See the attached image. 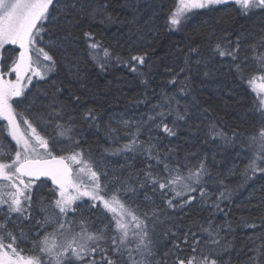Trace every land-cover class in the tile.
Listing matches in <instances>:
<instances>
[{
    "label": "trees",
    "instance_id": "16d2710c",
    "mask_svg": "<svg viewBox=\"0 0 264 264\" xmlns=\"http://www.w3.org/2000/svg\"><path fill=\"white\" fill-rule=\"evenodd\" d=\"M66 2L69 0H54L52 16H57ZM79 3L83 9L78 7L70 15L60 13L55 23L43 22L44 31L31 55L51 70H41L44 78L31 81L22 96L12 99L13 107L30 119L42 136L51 138L54 156L83 150L85 159L101 174V184L107 185L106 193L101 194L110 196L119 188L130 209L142 218L148 214L149 236L154 243L151 264H173L176 256L188 259L196 241H200L197 254L213 253L209 259H218L219 264H247L254 255L252 249L264 245V173L250 179L244 175L257 149L249 139L264 127V116L256 110L258 97L248 84L250 78L262 74L253 57L264 54V11L243 15L229 2L196 10L178 27H169L175 0ZM86 32L90 38L85 37ZM238 37L236 60L215 51L218 43L227 51L236 48ZM91 43L100 44L96 58L89 48ZM195 47L198 53H191L190 48ZM39 48H44L55 64L44 61ZM105 49L110 55L105 56ZM18 55L17 47L5 46L0 53V71H7ZM132 56H143L144 63L132 61ZM89 109L95 121L85 116ZM18 121L25 126L21 117ZM57 123L72 124V141L57 136ZM164 125L173 134L164 132ZM0 129H5L0 131V141L13 145L14 151L4 121ZM134 138L138 142L135 149L125 150L124 145ZM64 145L67 150L56 154ZM150 145L151 158L145 151ZM200 161L206 165V175L200 185H193L197 189L194 201L182 209L168 207L165 201L174 194L162 196L158 185L154 192L144 175L168 176L164 172L168 164L179 169L172 176H186ZM259 167L264 168V163ZM125 180L127 185L120 183ZM37 182L33 185L31 219L22 220L14 214L19 217L16 223L12 214L6 230L17 236L21 228L24 230L25 238L18 240V246L28 254H38V250L32 251L33 244L48 234L40 238L36 231L47 229L50 234L57 228L40 229L36 223L53 214L51 207L42 212L40 201L51 205L57 190L46 180ZM127 186L136 191L125 194ZM201 187L206 197L200 196ZM222 191H230V195L219 201L217 210ZM180 202V198L174 200L175 204ZM92 203L87 197L77 201L76 212L70 211L68 220L86 218L90 231L110 223L114 229L111 214L102 206L90 207ZM7 213L6 208L0 221ZM209 223L214 228L223 225L219 244H209L208 233L202 231ZM245 223L256 227H246ZM75 231L79 232V227ZM107 234L112 236L113 231ZM174 243L179 244L178 250ZM170 251L174 254L166 255Z\"/></svg>",
    "mask_w": 264,
    "mask_h": 264
},
{
    "label": "snow or ice",
    "instance_id": "6c2138e0",
    "mask_svg": "<svg viewBox=\"0 0 264 264\" xmlns=\"http://www.w3.org/2000/svg\"><path fill=\"white\" fill-rule=\"evenodd\" d=\"M229 2L234 3L243 15H249L255 10L264 11V0H175V7L170 11L167 22L169 27H178L196 10L212 9L216 5ZM53 4L54 0H0V49H3L5 45H18L20 50L10 69L15 72L16 80L5 81L0 77V120L7 121L6 131L11 140L15 141L16 146L13 156L10 144L7 146L0 144V205H7L8 209L7 217L0 221V264H151V259L154 257V243L149 236L148 214L145 213L142 218L130 209L121 199L119 188L110 196L101 194L106 193L107 185L101 184V174L95 170L94 165L88 159H85L83 150L72 151L67 156L52 155L51 138L42 136L33 126L31 120L23 118V114L18 113L11 102L14 97L24 94L27 85L22 81L25 79L31 81L32 76H26V73L31 72L41 77L43 75L38 56L34 60L30 54L36 48V38L44 31L43 22L55 23L60 13L70 15L72 10L78 7L83 9L84 6L79 3V0H69L61 6L60 12L54 17L50 11V6ZM67 22L71 23L70 20ZM85 37L90 38L91 34L86 32ZM262 43H264V38H262ZM239 46L238 37L236 48L227 51L221 48L218 43L215 46V51L221 57L231 56L233 60H236ZM89 48L93 50L94 58H96L100 44L91 43ZM189 51L198 53V47L190 48ZM253 51L255 53V46H253ZM37 52L43 55L44 61L55 64L53 57L44 48H39ZM108 55L110 54L105 49V56ZM253 58L261 66L262 74L259 77L250 78L248 84L258 97L256 110L260 112L261 116H264V54L254 55ZM187 59L186 57V62ZM131 60L139 61L140 64L144 63L143 56H132ZM237 68L239 70V66ZM133 71L136 69L133 68ZM92 111L89 109L85 116L95 121L96 117L92 115ZM18 117H21L22 123L27 126L26 130L21 129ZM179 118L183 119L182 116ZM56 128L58 137L72 141L74 128L71 123H67V125L57 123ZM4 130L0 129V131ZM163 130L169 135L173 134L167 125H164ZM73 143H78V141H73ZM137 143L134 138L131 143L124 145V149L134 150ZM249 143L257 146L256 155L249 160L244 170V175L250 179L256 173H264V168L259 167L260 163H264V127L259 130L258 135L249 139ZM151 148L150 145L148 149H145L150 158ZM66 150L60 149V151ZM115 151L119 152L121 149ZM45 157H50V159ZM156 159L159 164L161 162L159 154L156 155ZM72 165L78 166L75 173ZM164 172L168 173V176L163 178L159 175L153 176L150 172H145L144 175L152 184L154 192L158 185L162 196H167L168 192L174 194L172 198L165 201L168 207L182 209L194 201L193 194L197 189L193 185L202 183L206 175V165L204 161H200L199 167L195 170L190 169L186 176H172L173 172L179 173V169H173L165 164ZM249 172L252 174L251 176L248 175ZM25 177L28 179L26 180ZM40 177H49L58 191L56 192L57 198L51 205H44L41 199V211L47 212V209L51 207L53 215H45L43 221L38 220L36 223L40 229L48 223H56L57 228L53 233L46 234L39 241L34 242L32 251L37 253L38 250V254L26 255L24 250L18 246V240L25 238L24 230L21 228L20 234L17 236L11 231L6 232L7 224L13 213L18 214L22 220L31 219L33 185ZM116 179L119 180L118 177ZM120 183L127 185L126 180ZM140 186L143 187V184ZM124 191L125 194L134 193L136 189L127 186ZM199 191L202 198L206 197L204 188L201 187ZM229 195L230 191L219 193L215 205L217 210H219V201L227 199ZM185 196L187 199H184ZM83 197H88L93 202L90 207L102 206L106 213L111 214L114 229L110 223L98 231H90L91 226L86 218L68 220V213L76 212L74 205ZM176 198H180L179 204L174 203ZM25 213L28 215L25 216ZM153 216H156L155 210ZM245 226L256 227V225H247L246 223ZM76 227H79V232L75 231ZM221 227L223 225L214 228L211 223L207 228L202 227V231L208 233L209 244L220 243ZM110 229L113 231L112 236L107 234ZM5 240L10 242L5 243ZM187 240L188 234H185V243ZM199 244L200 241L193 244L191 257L185 260L176 256L173 264H219L218 259H209L214 255L213 253L200 252L197 254ZM173 248L178 250L179 244L174 243ZM252 251L254 255L249 258L247 264H262L264 245L257 246ZM172 254L174 252L170 251L166 255ZM156 264H161V262L156 261Z\"/></svg>",
    "mask_w": 264,
    "mask_h": 264
},
{
    "label": "rangeland",
    "instance_id": "374dc122",
    "mask_svg": "<svg viewBox=\"0 0 264 264\" xmlns=\"http://www.w3.org/2000/svg\"><path fill=\"white\" fill-rule=\"evenodd\" d=\"M40 36H42V34H40ZM40 36L39 37H37L36 39H37V41L39 42V39H40ZM5 46H13V47H17V49L19 50V47H18V45H5ZM4 46V47H5ZM1 51H2V49H0V53H1ZM20 51V50H19ZM30 54H31V52H30ZM38 62H39V66H40V69L41 70H43V71H45V72H49V66L45 63V62H43L42 60H38ZM11 67H12V65L10 66V68L7 70V71H5V72H1L0 71V77H2L5 81H15L16 80V74H15V72H12V71H10V69H11ZM33 67H36V65H33ZM42 71V72H43ZM44 72H43V75H42V77L41 76H36V75H34L33 73H31V72H29V73H26L25 75L26 76H28V75H31L32 76V79H31V81H33V80H35L36 78H41V79H43L44 78ZM31 81H29V80H27V79H25L24 81H22V83H24V84H26L27 85V87L29 86V84H30V82ZM27 87H25V89L27 88ZM25 89H24V91H25ZM257 96V95H256ZM15 98V97H14ZM258 99V98H257ZM2 121L3 120H0V122L2 123ZM4 123H5V125H6V127H7V121H4ZM26 128H27V126L25 125L24 127H22L21 126V129L22 130H26ZM10 137V136H9ZM11 138V137H10ZM12 143L14 144V147H15V150H16V146H15V141H12ZM0 144H3V145H5V146H7L8 144H5L2 140L0 141ZM13 146V145H12ZM12 146H11V151H12V155L14 156V153H15V150L13 151V149H12ZM51 147V146H50ZM61 148H64V149H66V146L64 145V146H62V147H60L59 146V148L56 150V154L57 153H59L60 151V149ZM51 151H53V149L51 148ZM63 154V153H62ZM71 153H68L67 155H70ZM53 155V154H52ZM66 155V156H67ZM45 158H49V157H45ZM72 167H73V171H74V173H75V171L77 170V167L78 166H76V165H72ZM25 179L27 180L28 178L27 177H25ZM86 179V178H85ZM38 182L36 181L35 182V184H37ZM58 191V189L56 190V192ZM56 195V194H55ZM57 197H55V199H56ZM84 198H86V197H84ZM88 198V197H87ZM89 199V198H88ZM79 205H82V203L81 204H79ZM3 206H5V207H3ZM6 208H7V205H0V214L1 213H4V212H6ZM57 212H58V210H57ZM53 213V212H52ZM51 213V214H52ZM15 213H13V215H12V217H17V216H15L14 215ZM18 215V214H17ZM53 215V214H52ZM17 219H19V217H17L16 219H15V221L14 222H16L17 223ZM40 221V220H39ZM36 222V221H35ZM45 226H57V224L55 225V223H48V224H46ZM45 232H48V234H49V230H47V229H45L44 231H42V232H39V237L41 238L43 235H44V233ZM38 232L36 231V234H37ZM51 234V233H50ZM46 235V234H45ZM44 235V236H45ZM43 236V237H44ZM6 241V240H5ZM5 243H9V241H7V242H5ZM32 248V247H31ZM29 253H31V252H29ZM24 254H26V255H29L28 253H24Z\"/></svg>",
    "mask_w": 264,
    "mask_h": 264
},
{
    "label": "water",
    "instance_id": "95a60500",
    "mask_svg": "<svg viewBox=\"0 0 264 264\" xmlns=\"http://www.w3.org/2000/svg\"><path fill=\"white\" fill-rule=\"evenodd\" d=\"M47 159H50V157ZM38 180H48L50 183H52V181L49 177H40Z\"/></svg>",
    "mask_w": 264,
    "mask_h": 264
}]
</instances>
